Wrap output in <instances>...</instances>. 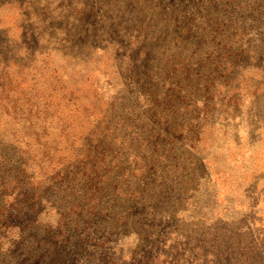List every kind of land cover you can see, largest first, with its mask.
<instances>
[{
    "label": "rangeland",
    "instance_id": "obj_1",
    "mask_svg": "<svg viewBox=\"0 0 264 264\" xmlns=\"http://www.w3.org/2000/svg\"><path fill=\"white\" fill-rule=\"evenodd\" d=\"M0 264H264V0H0Z\"/></svg>",
    "mask_w": 264,
    "mask_h": 264
}]
</instances>
